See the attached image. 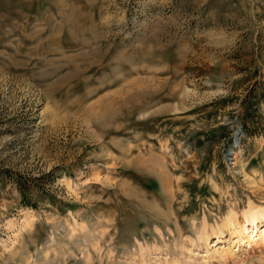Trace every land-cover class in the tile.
I'll use <instances>...</instances> for the list:
<instances>
[{
  "label": "rangeland",
  "instance_id": "obj_1",
  "mask_svg": "<svg viewBox=\"0 0 264 264\" xmlns=\"http://www.w3.org/2000/svg\"><path fill=\"white\" fill-rule=\"evenodd\" d=\"M253 205L264 0H0V264H264Z\"/></svg>",
  "mask_w": 264,
  "mask_h": 264
},
{
  "label": "bare ground",
  "instance_id": "obj_2",
  "mask_svg": "<svg viewBox=\"0 0 264 264\" xmlns=\"http://www.w3.org/2000/svg\"><path fill=\"white\" fill-rule=\"evenodd\" d=\"M241 216V222L232 214H229L223 222V228L229 231V235L233 240L236 239L231 242L238 245L236 251L240 250L241 245L248 248L259 244L264 245V208L250 206L242 212ZM219 249L215 251V255L233 256L228 248Z\"/></svg>",
  "mask_w": 264,
  "mask_h": 264
},
{
  "label": "trees",
  "instance_id": "obj_3",
  "mask_svg": "<svg viewBox=\"0 0 264 264\" xmlns=\"http://www.w3.org/2000/svg\"><path fill=\"white\" fill-rule=\"evenodd\" d=\"M6 173H8V171L5 170ZM49 176V173L38 177V178H27V177H23L21 175H17L15 180H14V184L16 186V189L20 192V195L22 197V205L24 206H29V207H35V204H31V195L37 194V195H42V194H46L48 195V191L46 189V186L48 184H51L49 182H46L48 180H45L42 182V180H44L45 178H47ZM35 192V193H32Z\"/></svg>",
  "mask_w": 264,
  "mask_h": 264
}]
</instances>
